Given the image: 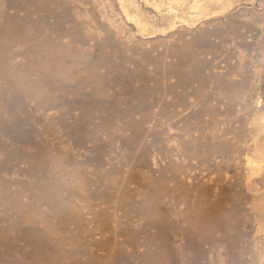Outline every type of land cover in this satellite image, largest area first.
<instances>
[{"label": "rangeland", "instance_id": "1", "mask_svg": "<svg viewBox=\"0 0 264 264\" xmlns=\"http://www.w3.org/2000/svg\"><path fill=\"white\" fill-rule=\"evenodd\" d=\"M0 108V264H264V0H0Z\"/></svg>", "mask_w": 264, "mask_h": 264}, {"label": "bare ground", "instance_id": "2", "mask_svg": "<svg viewBox=\"0 0 264 264\" xmlns=\"http://www.w3.org/2000/svg\"><path fill=\"white\" fill-rule=\"evenodd\" d=\"M6 3V2H5ZM9 4V3H8ZM4 8H5V6H4ZM19 9V8H18ZM9 12V11H8ZM13 12V11H12ZM48 12V11H47ZM39 21V20H38ZM2 24V23H1ZM16 26V25H15ZM40 26V25H39ZM6 30V29H5ZM47 31V30H46ZM63 32V31H62ZM7 36V35H6ZM10 41V40H9ZM3 45V44H2ZM7 45V44H6ZM10 45V44H9ZM3 48V47H2ZM10 48V47H9ZM41 49V48H40ZM2 50V49H1ZM40 52V51H39ZM87 59V58H86ZM83 60V59H82ZM48 64V63H47ZM16 67V66H15ZM14 67V68H15ZM35 69V68H34ZM41 70V69H40ZM65 70V69H64ZM74 71V70H73ZM31 72V71H30ZM52 72V71H51ZM72 73V72H71ZM56 75V74H55ZM32 79V78H31ZM55 79V78H54ZM53 80V79H52ZM21 82V81H20ZM23 83V82H22ZM32 84V83H31ZM65 89V88H64ZM56 91V90H55ZM29 93V92H28ZM56 93V92H55ZM26 95H27V93H25ZM13 105V104H12ZM0 110H2L1 108H0ZM1 112V111H0ZM2 118V117H1ZM20 127V126H19ZM25 253V252H24ZM26 254V253H25ZM28 255V254H27ZM55 259V258H54Z\"/></svg>", "mask_w": 264, "mask_h": 264}]
</instances>
